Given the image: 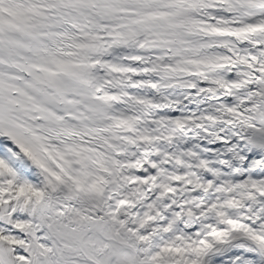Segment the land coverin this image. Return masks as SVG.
Returning a JSON list of instances; mask_svg holds the SVG:
<instances>
[{
  "label": "snow or ice",
  "instance_id": "snow-or-ice-1",
  "mask_svg": "<svg viewBox=\"0 0 264 264\" xmlns=\"http://www.w3.org/2000/svg\"><path fill=\"white\" fill-rule=\"evenodd\" d=\"M0 264H264V0H0Z\"/></svg>",
  "mask_w": 264,
  "mask_h": 264
}]
</instances>
